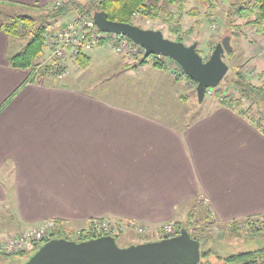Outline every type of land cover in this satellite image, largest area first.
<instances>
[{
  "label": "crops",
  "instance_id": "crops-1",
  "mask_svg": "<svg viewBox=\"0 0 264 264\" xmlns=\"http://www.w3.org/2000/svg\"><path fill=\"white\" fill-rule=\"evenodd\" d=\"M1 21L0 238L47 220L77 229L101 218L158 234L199 201L221 222L264 214V134L244 115L215 102L187 119L159 92L177 81L127 60L100 99L81 72L30 80L29 68L9 64L20 49ZM249 32L243 56L264 46ZM98 52H87L90 65ZM119 80L121 91L110 90Z\"/></svg>",
  "mask_w": 264,
  "mask_h": 264
},
{
  "label": "rangeland",
  "instance_id": "rangeland-1",
  "mask_svg": "<svg viewBox=\"0 0 264 264\" xmlns=\"http://www.w3.org/2000/svg\"><path fill=\"white\" fill-rule=\"evenodd\" d=\"M62 1L64 0H61V2ZM73 1L77 4L84 6L88 5L89 2L88 0ZM231 1L235 0H218L219 4L216 10V16L213 21L209 19L205 14L206 7L197 0H185L184 10L181 13H176L174 19L171 21H165L164 16H161V19L151 20L145 16H141L140 14L134 13H132V19L134 24L139 25L142 28H153L161 30L162 34L167 38L174 40L181 39L180 41H183L185 44L197 42L198 52L204 59L209 57L215 43L219 42L223 36L230 34V43L235 50L232 54H229L227 52L225 53L224 60L228 64V70L226 74H230L231 69L233 68L236 69L238 67H241L240 69H242L246 73L252 83L261 84L264 82V46L257 45L258 43H254L256 47H249V53L247 55L244 53L245 56H243V51L240 47V44L242 45V42H239L240 40L242 41L241 34L245 33L244 37L249 38L248 35L252 34V32L249 31H251L252 27L246 26L242 27L240 30H232L231 34V27L227 23L228 19L226 16V10L228 8L229 2ZM159 2H161V0ZM169 9L172 12H175L176 5H169ZM10 10H16L14 12L21 14H31V16L33 17L39 16L40 14H44V11L42 10H33L20 7L12 8ZM78 13L79 10L71 9V11L67 12V14L64 17H61L58 21L49 20L51 26H48L44 31V40L45 33L47 31L54 29L57 30L58 27L64 25L68 16H75L76 14L79 15ZM87 16L88 15L82 16L80 14V20ZM34 22L37 23L38 21ZM235 22L242 23L243 19H237L235 20ZM28 31H26V34H24L23 36L14 38L18 41L19 49H21L30 39L31 33ZM115 46V43L110 42L108 40H103L100 45L98 44L97 46L95 45L93 47V49L99 48L101 52H98L99 56L97 57L96 62L95 60H93V65H90L88 68L83 69L79 68L77 65H74L73 61L67 60L66 64L68 65V71L66 73L70 75L74 74L75 72H81L85 81L92 80L93 95L96 93V90L99 86V90L97 91L98 98L100 96L103 97L113 95L110 93H104L102 90L105 82L113 81L116 78V75L114 77L111 76L113 73L116 74L115 72L118 68L117 63L121 62L122 60H127L130 61L131 66H133L135 64L136 58L141 55L137 53L132 54L128 51V49L116 50ZM49 52L50 50L48 46L45 45L44 52L42 56L38 59V61H43L45 60V58H48ZM87 52L88 51H86L85 53ZM144 64H149L152 66V58L149 59V62H145ZM177 67L178 66L176 65L175 61H167L166 68L159 69L161 71H166V73L171 76V79L173 81L178 82V86H171L170 92L164 91L162 89L159 90V92L166 98V101L172 99V103H174L175 107L170 106V108H168L170 111H173L176 108L178 109V111L181 112V114H185L184 116H186L187 113H192L188 115V117H185L188 119L192 115L196 116L198 113H201L205 110L207 111L208 109L212 108L215 105V102L219 104L218 98L216 99V97L214 96L215 88L220 87L223 89V81L219 82L216 87L208 88L210 90L205 94L206 96L204 97L203 101L198 102L195 91L196 82L192 79L190 80V78H186V76L184 75L185 73H183ZM120 83L121 80H119L118 85L110 82L109 89H116L118 91H121ZM175 91V97H173L172 94ZM226 92L227 90L225 91V93ZM115 103L120 104L116 101ZM246 105L247 102L245 103V106ZM186 214V219L183 222L178 223L184 226L191 236L199 240L201 249H211L212 252L206 258L208 261L211 262V264H221L222 261L220 257H224L233 252L255 249L264 246V231L255 235H247L250 227H256L260 223H262V221H264L263 215H256L237 220L239 232L233 233L229 230V225L227 224V222H221L217 220L200 201L196 202V205H194V207L191 208L190 212L188 211ZM184 216L185 214L180 216L179 220L184 219ZM111 223L114 224L112 225L113 231H111L109 234H117L118 236L116 242L121 246H127L129 244L145 241L158 240L160 239L159 237L163 235L162 226L165 224L163 223L161 225L159 230L160 233L157 234L154 232L147 233V230L146 232H139L137 230V227L133 229L129 226L127 227L126 225L120 222ZM86 227L84 226L75 229L76 235L80 234V229H84ZM22 230L1 237L0 241L5 242L7 239L12 237L11 235L18 234ZM49 235H51V233ZM44 239H46V237L35 241L33 246L27 250H20L18 248H15L16 250L14 251H0V254H10L7 255V257H3L5 255L1 256L0 264H22L28 252L32 251ZM18 253H24V255H18Z\"/></svg>",
  "mask_w": 264,
  "mask_h": 264
},
{
  "label": "trees",
  "instance_id": "trees-1",
  "mask_svg": "<svg viewBox=\"0 0 264 264\" xmlns=\"http://www.w3.org/2000/svg\"><path fill=\"white\" fill-rule=\"evenodd\" d=\"M88 1V5L84 6L75 3L73 0H64L59 4H56L54 0H48L46 3L40 5L23 4L13 0H0V18L2 20L1 29L3 32L11 38L21 37L26 34V31L28 30V32L31 33L30 39L27 43L18 52L9 56V64L14 68H29L32 72L33 68L38 64V59L44 52L46 44L43 33L48 26H51L50 21H58L61 17H64L67 12L71 11V9L79 10V13L82 16H91L93 11L103 10L107 13V17L110 20L133 23L132 13L140 14L141 16H145L151 20L161 19V16H164L165 21H171L174 19L176 13H181L185 8V0H161V2H159L160 0ZM197 1L206 7L205 14L213 21L219 4L218 0ZM171 4L176 5L175 12H172L169 9V5ZM16 7L42 10L44 11V14L33 17L31 14H21L14 12L16 10H10ZM226 16L228 19L227 23L231 27V34L232 30H240L242 27L250 26L256 33L264 35V0L231 1L229 2L226 10ZM237 19H243V22L236 23L235 20ZM34 21L38 22L36 23ZM228 35L231 36L230 34ZM102 42L103 41L99 42V45ZM234 50L235 49L233 48L231 52L227 53L232 54ZM151 58L152 66L157 69H165L167 61L173 62V60L168 57L154 54L143 57V54H141L138 58H136L134 65H141L145 62H149V59ZM74 65L83 69L88 68L90 66V57L88 53L84 52L77 54L74 59ZM177 68L182 71L180 67ZM240 68H233L231 69L230 74H225L221 80L224 83V88L222 89L220 87H216L214 96L216 99L218 98V103L220 105L227 106L233 111L244 115L259 131L264 134V82L261 84L252 83L250 78ZM44 75L45 74L43 72L40 73L39 79L45 78ZM184 75L186 78H189L186 74ZM30 78V80H33L31 75ZM226 90L227 92L225 93ZM246 102L247 105L245 106ZM1 107L2 105L0 108ZM260 215L264 216V214ZM92 224L93 221L91 220L87 224L89 229L82 228L79 230L80 234L76 235L75 229L67 226L60 220H55L51 235L41 241V243L32 251L28 252L27 256H25V260L41 244L52 238H65L69 240L82 241L101 236L102 234H96L91 230ZM227 224L229 225L230 231L233 233L239 232L237 220H232L227 222ZM174 225L176 229L175 234H178L182 228H185L178 222L174 223ZM262 231H264V221L256 227H250L247 235H255ZM110 235H112L116 241L118 235ZM160 238H163V236ZM211 252V249L203 250L200 248V262L198 264H211V262L206 259ZM7 255L10 254H0V257H7ZM18 255H24V253H18ZM220 259L222 261L221 264H264V246L255 249L236 251L224 257H220Z\"/></svg>",
  "mask_w": 264,
  "mask_h": 264
},
{
  "label": "water",
  "instance_id": "water-1",
  "mask_svg": "<svg viewBox=\"0 0 264 264\" xmlns=\"http://www.w3.org/2000/svg\"><path fill=\"white\" fill-rule=\"evenodd\" d=\"M92 19L100 31L121 34L144 49L143 57L151 54L175 61L183 72L196 82L198 102H202L206 90L216 87L228 70L224 60L233 47L230 36L217 42L209 57L204 59L197 51V42L165 37L161 30L142 28L128 22L108 19L103 10L92 13ZM200 243L182 228L178 234L154 241L120 246L110 235L75 241L52 238L41 244L22 264H198Z\"/></svg>",
  "mask_w": 264,
  "mask_h": 264
},
{
  "label": "built area",
  "instance_id": "built-area-1",
  "mask_svg": "<svg viewBox=\"0 0 264 264\" xmlns=\"http://www.w3.org/2000/svg\"><path fill=\"white\" fill-rule=\"evenodd\" d=\"M59 4L61 0H54ZM75 16H68L64 25L57 30H49L45 33V44L50 52L48 58L38 61L33 68L31 77L33 80L39 79L40 73H44V77L62 78L67 75V60L73 61L77 54L84 53L93 49L95 45L103 40L115 43L116 50L128 49L132 54H143L144 49L132 42L128 37L121 34L103 32L95 26L92 15L80 20V13ZM80 20V21H79ZM176 63V62H175ZM176 65L180 67L177 63ZM181 68V67H180ZM183 71V70H182ZM210 89L206 90V93ZM245 224V223H243ZM113 223L107 219L93 220L91 230L96 234L107 235L112 229ZM54 227L53 220H47L37 226H32L22 230L20 233L11 235L12 237L5 242L0 241V251H14L15 248L20 250L30 249L35 241L48 237L52 233ZM139 232H146L143 226H135ZM134 227V228H135ZM89 229V226L86 227ZM163 237H170L175 234L174 224L167 222L162 226Z\"/></svg>",
  "mask_w": 264,
  "mask_h": 264
},
{
  "label": "bare ground",
  "instance_id": "bare-ground-1",
  "mask_svg": "<svg viewBox=\"0 0 264 264\" xmlns=\"http://www.w3.org/2000/svg\"><path fill=\"white\" fill-rule=\"evenodd\" d=\"M221 82V81H220Z\"/></svg>",
  "mask_w": 264,
  "mask_h": 264
}]
</instances>
